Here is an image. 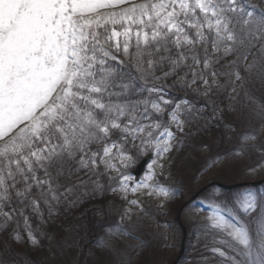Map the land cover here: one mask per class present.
Wrapping results in <instances>:
<instances>
[{
  "label": "rangeland",
  "instance_id": "obj_1",
  "mask_svg": "<svg viewBox=\"0 0 264 264\" xmlns=\"http://www.w3.org/2000/svg\"><path fill=\"white\" fill-rule=\"evenodd\" d=\"M246 11L235 0H0V157L11 153L8 157L17 162L22 152L29 155L34 139L61 112L74 116V125L89 121L81 107L96 101L85 90L95 88L91 71L98 49L117 60L120 55L129 59L134 49L141 54L140 47L160 52L176 45L184 57V47L207 39L228 51L235 41L230 13L242 18ZM252 14L248 12L247 20ZM90 29L95 42L86 47ZM100 36L109 41L108 48ZM218 61L211 62L213 67L197 57L189 69L197 100L174 103L166 90L152 88L154 99L145 103L147 108L121 112L114 130L103 129L106 140L83 158L90 170L83 189L107 185L115 200L110 211L95 220L96 236L83 238L67 230L62 237L67 249L47 250V264H174L183 251L178 222L182 206L187 238L189 231L200 232L205 225L244 248L252 245L254 232L264 247V185L231 191L208 188L191 202L211 183L231 186L264 179V106L249 100L235 112L249 98L251 77L241 75L239 59L231 66L223 63L228 70L221 77ZM256 85L264 98V87ZM149 155L145 173L137 177L134 172ZM47 177L51 196L59 199L63 191ZM8 192L0 175L3 221L11 217L4 203ZM257 209L262 211L259 220ZM23 221L26 232L16 238L35 250L41 240L31 220L26 216ZM79 245L88 254L85 263L78 262ZM226 246L218 243L209 255L188 252L187 263L245 264ZM155 248L160 253L147 258ZM259 256L261 261L253 262L264 264ZM20 260L14 264H26Z\"/></svg>",
  "mask_w": 264,
  "mask_h": 264
},
{
  "label": "trees",
  "instance_id": "obj_2",
  "mask_svg": "<svg viewBox=\"0 0 264 264\" xmlns=\"http://www.w3.org/2000/svg\"><path fill=\"white\" fill-rule=\"evenodd\" d=\"M235 1L238 7L242 10L247 8V11L243 13L242 18H239V13H230L233 18L230 29L235 37L230 50L223 51L224 47L221 49L207 39H196L192 48L188 46L182 49L185 50L184 57L179 46L173 45L168 50L160 52H152L149 48H144L141 54H137L134 49L129 59L120 55L116 60L105 51L98 49L91 71V84L95 88L85 90L96 101L86 102L81 107L82 111L90 115L89 121L82 123V126L74 125V116L67 117L61 112L55 122L48 125L49 128L34 139V147L29 150V155H26L27 151L22 152L23 156H17V162L9 158L8 154L0 158V175L9 187L7 199H4L5 210L11 216L6 221L0 217V264L18 263L21 262L20 258L26 264H47L45 259L50 256L49 253H45L47 250L57 253L58 250L67 249L62 243L63 234H66L67 230H72L74 235L79 232L83 238L85 236L91 238L92 234L93 237L98 234L94 222L100 213L109 212L112 196L107 185L96 191L83 189V181H89V173L82 168L81 158L85 152L94 150L99 141L106 140L103 128L111 129L121 116V112L135 113L147 108L148 105L145 103L154 99L153 93L150 92L152 88L166 90L168 92L166 96L174 102L184 99L197 100L198 97L190 89L191 72H189L190 68L196 66L197 57L202 64L221 59L218 61L219 65L223 66L219 70L221 77L222 73L226 74L228 70L223 63L231 66L230 62L239 59L240 63L236 67H241V75L245 78L251 77L249 79L251 81L247 93L249 98H244L245 102L241 101L242 104L235 107L237 110L235 112L239 113L243 110L242 105L249 100L259 101L264 106V98L255 91L256 84L260 89L264 87V0ZM249 11L253 14L247 20ZM101 37L107 44L105 48H108L109 41L104 36ZM89 39L93 44L95 34L91 33ZM184 59L185 66L182 65ZM134 105L138 108L131 109ZM66 108L72 109L70 105ZM245 111L252 114L251 116L254 115L248 110ZM230 113L232 114V111L226 115L228 121H230L228 118ZM9 161L12 165L8 168L6 165ZM49 176L52 184H57L58 192L63 191L59 199L51 197V191L44 183V179ZM94 188L95 185L92 186L93 190ZM68 191L71 194L73 192L76 198L70 197ZM261 214L262 211L258 210L255 218L260 219ZM26 216L31 220L34 232L36 231L41 240V246L35 250L25 244L22 245L16 238L18 234L26 232L23 221ZM250 223H252L251 218ZM253 234L252 257L259 259L258 252L263 253L261 257L264 262V247H259L260 240L254 232ZM210 238L214 240L213 242L220 241L213 244ZM218 243H228L225 247L226 251L243 253L239 246L210 229H202L200 232L189 231L187 251L190 254L199 250V254L206 252L205 254L209 255ZM24 247L26 250L23 249ZM202 247H207L206 251L204 249L201 252ZM82 250L85 259L86 251L84 248ZM154 253L160 251L157 248L149 251L147 258L153 257ZM238 256L237 259L240 260ZM145 259L143 258V261ZM188 259L191 260L189 255L183 256L180 264H187ZM243 262L246 264L244 259Z\"/></svg>",
  "mask_w": 264,
  "mask_h": 264
},
{
  "label": "water",
  "instance_id": "obj_3",
  "mask_svg": "<svg viewBox=\"0 0 264 264\" xmlns=\"http://www.w3.org/2000/svg\"><path fill=\"white\" fill-rule=\"evenodd\" d=\"M146 162H147V160H145V161L142 163V165L139 167L138 171L136 172L137 175H140V174H141V172H142V170H143V168H144ZM262 183H264V181H262V182H258V183L247 184V185H250V186H258V185H261ZM244 185H245V184H244ZM219 186L224 187V188H226V189H234V188H237V187H240V186H243V185H235V186H233V187H227V186H224V185H220V184H219ZM245 186H246V185H245Z\"/></svg>",
  "mask_w": 264,
  "mask_h": 264
}]
</instances>
